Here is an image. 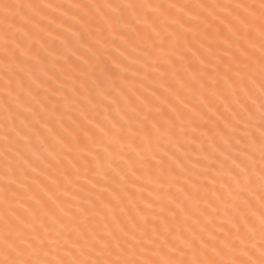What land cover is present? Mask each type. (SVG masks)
Instances as JSON below:
<instances>
[{
    "label": "snow or ice",
    "instance_id": "snow-or-ice-1",
    "mask_svg": "<svg viewBox=\"0 0 264 264\" xmlns=\"http://www.w3.org/2000/svg\"><path fill=\"white\" fill-rule=\"evenodd\" d=\"M0 264H264V0H0Z\"/></svg>",
    "mask_w": 264,
    "mask_h": 264
}]
</instances>
